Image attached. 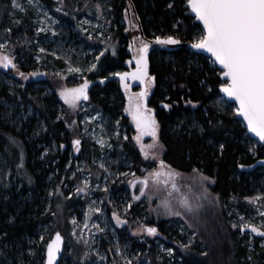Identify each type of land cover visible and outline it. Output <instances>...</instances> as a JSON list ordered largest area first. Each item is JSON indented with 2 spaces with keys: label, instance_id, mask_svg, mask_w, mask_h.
<instances>
[{
  "label": "trees",
  "instance_id": "16d2710c",
  "mask_svg": "<svg viewBox=\"0 0 264 264\" xmlns=\"http://www.w3.org/2000/svg\"><path fill=\"white\" fill-rule=\"evenodd\" d=\"M11 1L0 0L5 10L0 18V36L10 26L13 28L21 48L18 68L31 75L38 67L34 33L24 26L14 28L12 19L5 20ZM38 2L51 12L62 5L55 0ZM65 2L72 16L60 15L61 20L74 26L76 19L83 15L81 10L85 4H77V0ZM87 4L85 13H99L96 4L103 8L106 20L110 21L108 34L118 44L116 53L108 49L86 77L91 81L87 89L89 107L101 112L103 127L111 139L114 138L118 157L113 161L119 160L122 172L142 176L143 170L151 171L153 164L145 163L134 142L135 129L125 113L127 91L119 81H102L134 69V64L128 63L132 61L130 31L135 46V33L142 44L141 34L145 39L173 36L182 43L192 44L202 28L192 17L187 0H90ZM77 7L80 10L76 12ZM129 14L135 24L131 23V18L130 23L125 19ZM85 42L89 47L102 45L99 42L94 45L86 38ZM51 59L48 68L64 69L63 60ZM11 71L0 69V264H38L49 238L62 230H58L56 224L66 222L62 232H67L72 199L69 200L62 181L69 182L70 164L78 154L73 144L74 132L69 128L75 108L52 90L46 73H39L42 86H38L36 82L24 85V81L11 76ZM150 77L155 80L148 91L147 106L154 111L159 124L164 165L182 174L199 172L213 180L209 189L220 202L219 208L206 213L203 231L195 245L184 252L171 244L166 246L175 251L180 264H264V247L259 244L264 239H251L245 232L233 228L231 220L237 214H251L252 205L248 201L264 203V167H255L264 161V145L250 138L246 126L238 119L237 108L222 97L221 71L209 58L182 48L174 52H152ZM165 104L171 107L166 108ZM82 119L81 114L78 123ZM12 139L23 147L24 170L8 157ZM87 142H83L84 149L77 159L89 164L90 172L97 175L101 172L100 153ZM8 169L19 176V185L10 187L5 175ZM51 191L53 199L50 200ZM138 212L137 206L130 210L133 215ZM47 223H52V230L38 247L33 241L39 239L42 226ZM149 223L156 225L169 240H177V221ZM120 239L122 245L144 257L149 253L154 264L162 257L154 241L142 244L124 231Z\"/></svg>",
  "mask_w": 264,
  "mask_h": 264
},
{
  "label": "rangeland",
  "instance_id": "374dc122",
  "mask_svg": "<svg viewBox=\"0 0 264 264\" xmlns=\"http://www.w3.org/2000/svg\"><path fill=\"white\" fill-rule=\"evenodd\" d=\"M55 1L62 5L56 7L54 12L38 0H16L15 4L12 0L8 12L6 11L8 17L5 20L12 19L11 23L14 28L24 26L34 33V46L37 50L35 59L38 66L35 73L24 74V76L19 74L21 71L18 68L17 56L21 48L17 45L19 42L15 40L11 26L5 34L0 36V45H2L0 54L11 57L16 65L10 72L12 77L24 81V85L36 82L38 86H42L39 84L42 82L39 80L41 79L40 74L46 73L49 76L52 90L61 95L62 92L77 88L88 80L86 77L93 70H89L91 65L96 64L98 58L108 49L116 53L118 44L108 34L110 21L106 20V14L100 5L96 4L99 13H85L83 10L86 9L87 2L90 0H77V4L84 2L85 5L81 10L83 15L76 19V23L72 26L62 21L60 17V15L72 16L66 10L65 0ZM17 4L19 7L16 6ZM78 10L80 9L77 7L76 12ZM4 12L5 10L0 5V18ZM125 19L130 23L129 17ZM131 21L135 24L133 17ZM134 35L136 46L139 48L142 42L136 33ZM85 38L94 45L96 42L102 45L101 47H89ZM51 58L63 60L64 69L48 68V60H53ZM77 68L81 71H75ZM0 69L4 70L5 67L0 65ZM151 88L152 85L148 89L149 92ZM139 92L140 89L127 90L125 113L135 129L133 139L141 157L145 163L153 164L152 170L147 171L145 168L142 176H135L131 171L122 172L119 160L113 161L118 157L117 147L112 141L114 138L111 139L112 136L104 129L101 112L89 107V96L87 100L81 97L75 105H71L73 109L75 108V117L69 128L74 132V142L80 141V144L74 147L79 154L84 149L83 142L88 141L86 143L88 146H96L100 153L98 166L101 172L94 175L90 172L89 164L78 161V154L73 156L69 168L71 172L69 182L62 181L64 190L68 192L69 200L72 199L67 232L65 234L62 232L65 230L66 222L62 223L64 226L56 224L59 227L58 230L62 229L59 232L65 238L61 264H154L153 260L148 257L149 253H146L147 257H144L141 253L132 251L127 245L121 244L122 231L142 244L154 241L162 254V257L158 259V264H180L181 260L175 257V251L171 249L169 252L170 248L166 244L179 247L181 252L191 248L204 228L206 213L220 207L218 197L209 189L214 183L213 180L199 172L182 174L166 165L163 167L160 165L164 150L159 142V129L157 138L144 135L140 140L136 139L139 130L132 115L126 109L129 107V96H135ZM62 98L65 101L63 96ZM81 114L83 119L78 123L77 118ZM153 115L155 117L154 111ZM8 157L24 170L25 154L18 141L11 140ZM155 172H160L161 175L159 177L150 175ZM5 175L10 187L19 185V176L15 172L8 169ZM145 179L148 181L147 185L143 183ZM173 184L176 185L175 188ZM51 199H53V191H51ZM261 202V200L248 201L252 205L251 214L248 216L237 214L235 220L231 219L236 225L233 228L245 232L251 239H264V235L255 233L246 226L259 227L261 232H264L262 230L264 228V203ZM134 206L140 209L136 215L130 214ZM49 210L50 205L47 212ZM163 220H175L179 223L177 240H169L159 229L154 234L147 232L148 227L157 228L149 221L159 223ZM42 228L39 239L33 241L38 244V247L49 238L52 223H47ZM53 237L49 238L47 244L52 241ZM47 244L45 251L38 259V264H45ZM259 244L264 247V240Z\"/></svg>",
  "mask_w": 264,
  "mask_h": 264
},
{
  "label": "snow or ice",
  "instance_id": "6c2138e0",
  "mask_svg": "<svg viewBox=\"0 0 264 264\" xmlns=\"http://www.w3.org/2000/svg\"><path fill=\"white\" fill-rule=\"evenodd\" d=\"M13 3L15 4L16 0H13ZM187 4L195 13L196 19L203 25L201 34L191 46L211 53L215 62L222 66L221 75L225 77V82L221 84V90L227 97L238 102L237 114L247 121V127L251 132L264 141V0H187ZM16 6L19 7L18 4ZM156 41L159 44L180 43L173 36H167L164 39L156 37ZM148 50L147 43H143L137 50L134 57L136 63L134 71L116 73L120 76L121 82L131 77L145 84L143 91L135 96H129V107L126 109L132 115L139 130L137 140L144 135L157 138L159 129L153 110L149 109L146 103L148 89L155 80V77H150L148 74ZM0 65L5 68L9 65L16 67L11 57L2 54H0ZM95 68L96 64H93L89 70ZM75 71L81 70L77 68ZM19 74L24 76L22 72ZM88 86L89 81L85 80L82 85L68 89L61 95L66 102L75 105L81 97L88 99ZM124 87L127 89L128 84L124 83ZM164 107L169 108L171 105L165 104ZM74 143L79 145L80 141L76 140ZM223 147L224 145L221 144L220 148L223 149ZM160 165L164 166L163 160L160 161ZM150 175L159 177L161 173L155 172ZM143 183L147 185V179ZM175 187L176 185L173 184V188ZM136 198L139 199V197ZM176 214L179 215V213ZM246 226L253 232L264 235L261 228ZM146 230L149 234L157 231L154 227H148ZM61 241L62 237L57 233L55 240L47 244L46 264H55Z\"/></svg>",
  "mask_w": 264,
  "mask_h": 264
},
{
  "label": "water",
  "instance_id": "95a60500",
  "mask_svg": "<svg viewBox=\"0 0 264 264\" xmlns=\"http://www.w3.org/2000/svg\"><path fill=\"white\" fill-rule=\"evenodd\" d=\"M189 10H190V13L192 15V17L195 18L196 22L201 26V28L203 29V25H202V22H200L199 20L196 19L195 17V13H193L190 9V7L188 6ZM129 18H131V15L129 14ZM129 36H130V53H131V56H132V63L134 64V69H132L131 71H129L128 73L132 72L135 70L136 68V63H135V55H136V52L138 49H140L142 47V45L138 48L135 46V39L131 36V31L129 32ZM143 40H144V43H147L149 44V50H148V74L150 76V56L152 54V52L154 51H166V52H174V51H177V50H180L182 48H189L190 50H192L194 53L196 54H199V55H203L207 58H209L216 66V68H218L220 71H222V66L219 65L217 62H215V59L214 57L212 56L211 53L207 52L206 50H202V49H195L193 48L191 45L192 44H186V43H182L180 41L179 44H175V45H172V44H159L156 39H145L143 34H141ZM162 39V38H161ZM12 69V66L9 65V67H7V70H11ZM221 79L223 80V82H225V77H223L221 75ZM119 81L123 88L125 89L124 87V83H127L128 84V88L125 89L126 91L127 90H133V89H140V92L144 90L145 88V84L142 83L141 81L139 80H133L131 77H128L126 81L124 82H121V78L119 75H114L112 76L110 79H107L105 81H102L103 83L107 82V81ZM130 85V86H129ZM139 92V93H140ZM220 92H221V95L222 97L231 105H234L236 108L238 107V102H236L233 98H229L227 97V95L225 93H223V91L221 90L220 88ZM146 103H147V98H146ZM238 119H240L243 124L246 126L247 130H248V134L250 136V138L254 141H256L259 145H264V141L260 140L258 136H256L255 133L251 132V130L247 127V121L244 120V118L240 115H238ZM255 167H264V161H260L258 162ZM59 233V232H58ZM57 234V233H56ZM56 234L55 236L53 237L52 241L55 240L56 238ZM60 236L62 237V241H61V244H60V251L59 253L57 254L56 256V261H55V264H61V260H62V256H63V253H64V248H65V238L63 237V235L61 233H59ZM51 241V242H52ZM50 242V243H51ZM46 260H47V253H46ZM46 260H45V264H46Z\"/></svg>",
  "mask_w": 264,
  "mask_h": 264
},
{
  "label": "flooded vegetation",
  "instance_id": "af4514ba",
  "mask_svg": "<svg viewBox=\"0 0 264 264\" xmlns=\"http://www.w3.org/2000/svg\"><path fill=\"white\" fill-rule=\"evenodd\" d=\"M130 86V85H129Z\"/></svg>",
  "mask_w": 264,
  "mask_h": 264
}]
</instances>
